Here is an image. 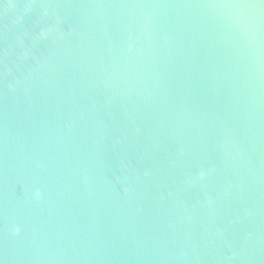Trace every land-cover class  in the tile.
I'll return each instance as SVG.
<instances>
[{"label":"water","instance_id":"obj_1","mask_svg":"<svg viewBox=\"0 0 264 264\" xmlns=\"http://www.w3.org/2000/svg\"><path fill=\"white\" fill-rule=\"evenodd\" d=\"M0 264H264V0H0Z\"/></svg>","mask_w":264,"mask_h":264}]
</instances>
